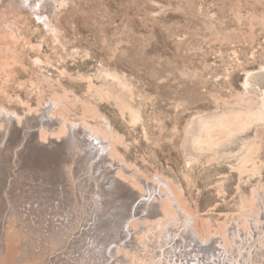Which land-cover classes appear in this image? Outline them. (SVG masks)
<instances>
[{
	"label": "rangeland",
	"instance_id": "obj_1",
	"mask_svg": "<svg viewBox=\"0 0 264 264\" xmlns=\"http://www.w3.org/2000/svg\"><path fill=\"white\" fill-rule=\"evenodd\" d=\"M0 65V106L16 127L0 116V264H122V252L109 260L100 250L128 239H120L127 219L109 232L97 223V205L87 212L84 186L99 172L62 163L69 132L46 127L43 116L54 96L65 95L54 116L102 133L112 172L123 161L147 186L170 181L212 232L244 226L254 194L264 192V119L220 144L199 136L202 118L262 108L264 0H0ZM67 166L79 185L64 175ZM119 173L133 187L132 206L149 196L139 179Z\"/></svg>",
	"mask_w": 264,
	"mask_h": 264
},
{
	"label": "bare ground",
	"instance_id": "obj_2",
	"mask_svg": "<svg viewBox=\"0 0 264 264\" xmlns=\"http://www.w3.org/2000/svg\"><path fill=\"white\" fill-rule=\"evenodd\" d=\"M247 82L249 83V79L247 80ZM63 96L60 97L54 96L52 98L53 100L51 101L50 105L44 108L45 111L43 113V116H46V122L44 123L47 124L46 127L49 126L48 128L51 127V129L53 130L54 128L55 130L59 129L61 128V126L63 127L64 125L67 131L69 132L68 135L64 138L63 146L65 147L66 151L62 153L63 159L61 158V161H63L62 162L63 164L64 163L69 164L71 161L73 165L77 164V166L75 165L77 171L82 170L83 172H85L84 171L85 169L87 170L86 173H90L91 171L93 172L94 170L95 172L96 171L99 172V174L97 175V179H98L97 181L96 180L90 181L89 179L90 183L87 185L84 184L85 185L84 193L85 195L89 196L87 212L88 213L90 212L89 204L91 202L94 205H97V207H99V213H100L95 217L98 221L97 223L100 224L99 226L107 227L109 232L112 231V229L117 231V229H119L118 228L119 225L123 224L124 221L127 219V221L125 222L126 224H124L125 227L123 226L124 227L123 231L120 229V232L124 233V236L121 235L122 237L120 239H125L124 237L126 236L127 238V236L129 235L130 237V238L128 237L129 240L128 239L127 240L125 239L126 241L122 240L123 241L122 245L116 242L118 244L117 246L115 245L116 248L114 246L109 250L106 248L108 245L105 246L106 249H104V251L100 250V253H102L103 258L105 257L110 258L113 256V259L114 258L119 259V257L121 256L119 253L122 252V254L124 255L122 258L120 257V259H122L120 260V263L122 264H264V197H262L264 192L263 194H260L261 196L254 194L255 196H253L254 197L253 201H250V203L252 202L251 208H249L247 211L245 210L246 219L244 220L245 221L244 226L242 225V222H240L241 224L239 223L235 225L228 224L229 226L224 227L225 229L222 233H220L219 231L218 232L220 234L218 232H215L216 229L212 232V223L210 222V220H208V218L207 219L205 218V221L201 224L200 221L198 220L197 215L192 213L190 209L185 205L183 200L180 198V194H177L170 181L166 184L167 187H164L165 185L161 186L159 184L158 186L160 188L158 187L156 188L157 185H152L150 181L148 182V186H147L146 185L147 183L144 184L142 179H139L140 177L138 178V175L133 173L132 169L129 168L126 171L120 168L122 166L123 161L122 162L118 161L120 167L116 168L115 169L116 171L114 170L112 172L111 170L112 168H114L113 167L114 164H111L109 161L112 160L113 157H111L112 155L109 156V161L106 158L107 157L106 152L107 149L109 148V145L104 143L105 141L103 140H105V137L104 138L102 137L103 135L101 132H98L97 130H93L92 128L91 131H83L82 128L84 126L81 128L82 126L81 125L79 126L80 128H78L77 126L79 124L77 125L71 122H70L71 124H67V122L65 123V121H63V119H61L59 116H58L59 118H57L56 115L55 116L53 115V114L60 115V112L62 114L63 110L61 111L58 108L61 106L62 109L61 102ZM261 104H262L261 110L250 116H244L242 114L232 115L230 118H226V116H223L220 118L222 119L220 121L218 119L216 121H213V119L209 120L207 118L200 119L199 124H200L201 134L199 136L205 135L206 137H208L209 141H211L212 139L216 141V143L218 144L222 143L224 139H227L230 135L234 134L239 128L243 127L245 124H248L250 121L264 119V99L261 102ZM2 109H3L2 106H0V116L4 118V120L2 121H4L6 125H8L10 129L14 132L15 131L14 129H16V127L14 124H12V122H10V120L14 119L13 116L10 115L9 111L6 112V110L3 111L4 113H2ZM219 124H221L220 127ZM215 131H223V133L221 134L223 135V137L221 136V138H219L213 135ZM220 133L221 132H219L218 134ZM209 137H211V139H209ZM94 140L96 141V143H94ZM251 142L252 141L246 144H249L250 146V144H252ZM110 149L111 152L114 153L115 150H113L112 145L110 146ZM98 159L100 160L97 161ZM253 161H254V157L251 154V150H249L243 156L241 166L247 169V164ZM242 167L239 168L241 169ZM73 168L68 167L67 170L64 169L65 170L64 175L67 178L71 175L72 171L73 172L75 171V169ZM59 172H61V170H59ZM119 172L126 173L128 175L130 174L131 176L136 177L143 183L145 188L147 187L150 191L149 196L147 193H145V194H141V196L143 197L139 195L134 198V203L137 202V205H134L133 203V206H136L135 209L136 212L132 213V215L127 218L125 217L124 214L130 210L128 209V207L132 206L131 204L133 202L132 198L134 197L133 196L134 193L132 191L133 189L131 188L133 187L128 186L125 183L126 181L123 182L124 180H121L118 177L119 176L118 174H120ZM92 176L91 179L94 178V177L92 178ZM63 177L64 176H62L61 178ZM68 180H71V176L70 178H68ZM71 181L75 182L73 180ZM161 181L162 183H166L165 180H161ZM72 182L69 181V183L71 184ZM156 192H158V194H161L162 197H158ZM245 200L247 201V199ZM67 207H69V205ZM109 210H114L117 212V214L114 213L107 214V212H110ZM92 215L94 214H91L90 216ZM120 227L122 226L120 225ZM101 229L103 228H100L99 231ZM94 230L93 233H96L94 232ZM103 232L100 231V233L105 234ZM95 235L96 234H94V236ZM104 237L101 239L102 241L104 240ZM108 238L111 239L112 237H108ZM90 245L94 246L93 249L96 248L94 239L91 240ZM97 252L99 253L98 250ZM75 253H79V252L76 251ZM70 255L71 253L69 254V256ZM86 255H89V253ZM86 255H84L83 257L85 258ZM98 256L95 257L97 258ZM86 257L88 259H91L89 258L90 256L89 257L86 256ZM80 259L83 258L81 257ZM113 259L111 258L112 262ZM117 261L115 260V262ZM55 263H58V261Z\"/></svg>",
	"mask_w": 264,
	"mask_h": 264
}]
</instances>
